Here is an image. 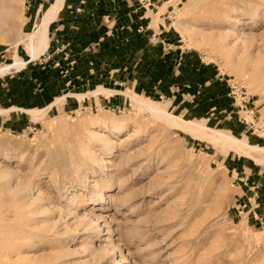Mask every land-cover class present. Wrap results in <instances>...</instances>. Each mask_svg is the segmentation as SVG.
Masks as SVG:
<instances>
[{
	"label": "rangeland",
	"instance_id": "obj_1",
	"mask_svg": "<svg viewBox=\"0 0 264 264\" xmlns=\"http://www.w3.org/2000/svg\"><path fill=\"white\" fill-rule=\"evenodd\" d=\"M41 2L0 0V67L33 60L28 37L55 1L35 16ZM150 2L157 32L200 56L228 94L241 86L250 97L238 112L250 131L122 90L152 98L185 128L264 148V0ZM96 89L93 97H110ZM119 95L120 106L48 111L30 131L0 129V264H264V233L237 213L244 188L231 172L237 157L264 170V152L202 138Z\"/></svg>",
	"mask_w": 264,
	"mask_h": 264
},
{
	"label": "crops",
	"instance_id": "obj_2",
	"mask_svg": "<svg viewBox=\"0 0 264 264\" xmlns=\"http://www.w3.org/2000/svg\"><path fill=\"white\" fill-rule=\"evenodd\" d=\"M44 1L34 5L35 16ZM150 1L63 0L48 25L47 49L33 60L26 52L23 67L0 75V129L30 131L48 111L72 112L98 103L120 106L125 99L119 94L132 89L161 99L181 116H209L213 125L248 133L221 78L200 56L181 49L171 33L156 31L146 15ZM6 50L0 47V60ZM101 87L115 92L106 100L93 97L90 91L101 92ZM37 108L44 111L35 116L26 111ZM231 172L244 188L237 213H245L250 225L264 233V170L237 157Z\"/></svg>",
	"mask_w": 264,
	"mask_h": 264
},
{
	"label": "bare ground",
	"instance_id": "obj_3",
	"mask_svg": "<svg viewBox=\"0 0 264 264\" xmlns=\"http://www.w3.org/2000/svg\"><path fill=\"white\" fill-rule=\"evenodd\" d=\"M63 4V0H56L53 5L50 7V9L46 12L44 15L43 23L37 33H33L28 37V44L27 47L29 49V54H31V58L35 59L37 58L41 53H43L47 47H48V25L49 23L55 19L60 7ZM26 42V41H25ZM25 63L24 62H15L13 64L9 65H3L0 67V75L3 73L8 72L12 68H19L23 66ZM99 91L101 92H115V90H107L106 88H100ZM127 95L132 99L133 104L136 106H139L143 108L144 110L150 112L152 115L160 117L162 119H165L167 122L171 123L172 125L176 127H182L188 132L195 133L200 135L202 138L204 136H211V139L215 142H220L224 144H228L231 146H236L239 148V150H242L243 153L251 154V152L248 150V148H254L257 150H260L264 152V148L260 149L255 146H249L247 143L242 142L240 139L233 137L231 135H228L224 133L223 131L220 130H211L213 131V134H209L207 132L206 126L204 125L203 127H198V128H185L182 123H181V118L169 113L165 108L157 104L155 101L151 99H144L141 98L137 95H132L126 92ZM78 96H81V94H78ZM37 110V109H36ZM1 111V110H0ZM27 112H31L35 115L36 111L34 110H26ZM210 139V138H208ZM206 140V139H205ZM252 155V154H251ZM260 163L264 164V157L257 158Z\"/></svg>",
	"mask_w": 264,
	"mask_h": 264
},
{
	"label": "built area",
	"instance_id": "obj_4",
	"mask_svg": "<svg viewBox=\"0 0 264 264\" xmlns=\"http://www.w3.org/2000/svg\"><path fill=\"white\" fill-rule=\"evenodd\" d=\"M234 90H230V93L228 94L229 97L233 99L235 107L237 106L239 111H242L243 113H246L248 111L247 107L250 105V97L246 94L245 91L241 90L242 87H234ZM240 120L241 122H244L249 127V121L245 117H242V114H240Z\"/></svg>",
	"mask_w": 264,
	"mask_h": 264
}]
</instances>
